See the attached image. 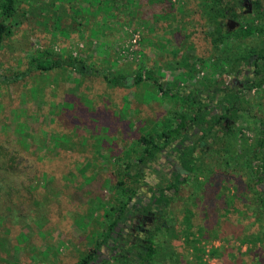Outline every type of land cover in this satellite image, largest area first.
<instances>
[{"label": "rangeland", "instance_id": "obj_1", "mask_svg": "<svg viewBox=\"0 0 264 264\" xmlns=\"http://www.w3.org/2000/svg\"><path fill=\"white\" fill-rule=\"evenodd\" d=\"M201 9L196 0H14L8 14L0 6V20L7 25L0 46V216L11 214L14 200L20 215L15 223L0 218V264H77L86 251L98 246L100 242L95 239L104 226L102 219L108 218L112 204L118 203L113 195L120 197L115 172L123 175L126 164L131 174L148 173L143 182L152 185L153 171L162 170L161 156L147 165L137 162L141 151L138 139L153 128L171 123L169 118L175 111L189 112L190 104L180 96L187 81L200 86L201 98L218 94L205 103H213L214 107L221 103L225 112L230 105L224 97L238 99L237 105L243 109L230 130L240 143L242 139L253 140L259 133L260 120L264 126V85L250 90L240 88L239 81L248 83L242 73L232 83L225 77L236 74L230 60L222 65L231 69L229 73L222 68L212 69L209 60L217 57L211 55L207 39L212 27L205 25ZM239 9L245 7L239 5ZM159 13L164 17H158ZM244 19L247 16L237 18L241 23ZM239 30L226 35L222 29L231 47L258 49L264 45L259 34L245 38ZM70 57L78 58L92 72L82 75L67 66L28 68L30 59L48 62L67 61ZM184 58L194 60L195 74L189 80L174 67ZM260 67L264 68V64ZM140 69L162 77L164 85L176 79L180 94L170 91L168 96H162L153 77L134 84L133 76ZM110 74L124 75V86L108 82L104 76ZM206 80L212 82L210 87L201 86ZM233 131L222 138V143L217 134L213 140L209 138V150L214 154L203 156L201 163L203 173L210 171L217 160L209 157L219 156L222 163L214 175H218L222 190L231 195L236 188H243L242 181L236 179L240 165H224L220 148L225 146V140L233 143ZM7 158L13 160L14 172L7 168ZM45 167H50L54 181L43 176ZM22 185L29 189L38 186L50 202H56L46 206L51 219L41 228L42 234L36 223L43 213L26 217L35 200L29 194L21 195ZM212 187L216 186L207 188V196ZM186 205L177 202L170 213L176 231L171 238L176 240L166 241L163 248L169 260L160 264H193L189 248L179 239L187 224V219L181 220ZM191 211V225L184 227L199 237L207 264H238L239 254L249 246L239 242L244 221L241 215L235 214L231 220L241 223V229H223V235L226 231L230 235L222 239L218 226L224 218L219 216L214 224L222 211L213 212L209 205L191 207ZM249 214L244 217L246 225L255 220L251 211ZM261 216L264 225V213L258 217ZM211 223L215 230H208ZM20 233H25L28 240H18ZM212 249L220 250V255H211Z\"/></svg>", "mask_w": 264, "mask_h": 264}, {"label": "trees", "instance_id": "obj_2", "mask_svg": "<svg viewBox=\"0 0 264 264\" xmlns=\"http://www.w3.org/2000/svg\"><path fill=\"white\" fill-rule=\"evenodd\" d=\"M14 0H4L3 3L0 5L2 7L3 12H7L8 14L11 5ZM153 1V0H148ZM158 2H164L168 1L171 2V0H157ZM198 6H202V15L204 16V23L208 27H212L211 31L208 32V35L211 37H207V39L210 41L212 53L211 55L215 54L217 55L216 59L212 60L210 59V64L212 66L213 70H221L223 62L225 60H230L231 63L233 61V67L236 68V66L241 63L247 62L255 69V77L249 81L243 88L250 90L252 88H260L264 85V79H261L259 77V74L262 72V68L260 67L259 60L262 59L263 54L260 49H254L248 47L242 48L239 45L231 47L228 44L226 35L223 34V19L228 14V11H232L235 9L233 7L238 6V0H196ZM257 5L255 7L256 15L252 16L248 20L245 21V23L241 24L239 33L241 37L246 36H252L253 34H259L262 36L264 33V22L263 17L261 16L264 14V8L262 7V3L260 0H256ZM173 3H171L172 9L174 8ZM233 11V12H234ZM172 13V10L169 11ZM234 14H236L234 12ZM158 17H160L163 14H156ZM166 16V15H165ZM7 25L4 23V21L0 20V46L2 44V41L4 39V34L6 31ZM206 34V33H205ZM207 36V35H206ZM255 54V57L252 56V54ZM232 54V55H231ZM218 55H221V58H218ZM198 59V58H197ZM212 61V62H211ZM194 60H189L188 58L182 59V61L177 62L176 68L181 69L182 75L185 77V79H188L195 74V65ZM28 68L31 70L39 69V70H48L53 67H70L73 70L81 73L82 75L86 73H91L92 70L87 69L82 62L79 61L76 57H70L67 61L61 60V59H55L51 61H37L36 59H30L28 62ZM204 63V60L202 62ZM236 65V66H235ZM231 70V69H230ZM229 69L222 68V71L225 73L230 72ZM88 71V72H87ZM24 75H26V72H24ZM20 75L17 76L19 78ZM125 76L122 74H118L116 76L111 77V74L109 77L106 75L104 76L105 79H107L108 82L110 80L113 82V84H116L117 86H124L125 83ZM153 77V80H152ZM152 80L154 83L158 86V90H161L163 92L162 96H168V92L174 91V93H179V82L174 79V81L167 83V87H163L162 82H158V78L153 76V74L150 71H146L144 69H140L137 71L133 76V82L134 84H138L140 82H144L146 80ZM189 80V79H188ZM210 80H206L201 86H208L210 87L212 82L209 83ZM185 85V84H184ZM182 85V90L185 92H182L180 94L181 99L190 104L189 112H178L175 111L173 113V117L169 118V121L171 123L178 122V124L174 127H172L170 130H165V127L153 128L150 132H146L145 134L141 135L138 139L139 147H141V151L138 152V161H140V164H145L147 161L154 158L157 153L164 150V148L168 145L169 142L176 141L177 138L181 136V131L183 127L190 123H194L197 125H201L200 130L203 131V135L199 139H203L206 136V133H208V130H210L211 127H205V124L212 123V122H218L214 116L216 114H212L209 112V110L206 108V105H208L205 102L201 101V98L196 100L195 97H193L192 94H194V91L196 89L200 90V86L198 84L188 82L184 86ZM188 86L192 87V89H187ZM177 87V89H175ZM165 88V89H164ZM225 88V87H224ZM223 88V89H224ZM228 89V86L227 88ZM190 90V91H189ZM196 92V91H195ZM44 98V97H42ZM91 101V97L88 98ZM225 102H227L230 105L229 110H231V116L237 121L238 117L240 116V110L243 109L239 107L237 104L238 99L235 101H232L230 96L224 97ZM221 103H219V106ZM245 111V110H244ZM194 114V117H193ZM67 118V116H65ZM193 117V118H192ZM260 125L259 133L256 134L253 140L248 141V139H240L241 143L239 142V137L235 135V132L233 130L228 131L229 134L233 131V143L230 140H225V146L221 149V152L223 153V162L226 166H229L230 164H234L235 167L239 166L240 170H237L236 174L238 177L236 179H239L243 183V188H236L233 192L234 194L225 193V191L222 190L220 183L218 184H212L213 189H210L208 196H207V188L208 186H205L206 182L204 181V201L202 204V207L209 205V209L213 212H223V214H218L217 218L214 220V224L218 222L219 216L224 218V221L222 225L219 224L218 229L220 230L219 238H224L230 233L226 231V233L223 235L221 232L223 229H234L237 230V228L241 229V223L234 224L231 220L232 217L235 214H240V220L244 219L242 223L243 233L239 230L238 233H242V237L239 240L241 244H248L246 251H243L239 254L238 258V264H264V246H257L258 243L264 244V225L262 216L259 218V214L264 213V192L259 191V187L257 188V185L264 181V126L263 121H259ZM105 126V125H104ZM106 129V126L104 127ZM107 131H110L109 129H106ZM207 130V131H206ZM55 133V131H53ZM226 132L223 136H216L218 140H221L222 138H225L224 136L227 135ZM176 144H179L182 146V141L178 140ZM229 144V146H228ZM3 151L0 150V160L2 156ZM5 156V155H3ZM6 162H8L10 165L7 166L8 169H10L11 172H14L15 169L13 167V160L10 158L6 159ZM3 165V163H0V166ZM130 166L128 165L124 169L123 175H120L119 172H115V187H118L120 189V197L113 195V200L117 201L118 203L116 205L111 206V212L108 214V218H112L114 222H112L110 225L113 227L116 224V218L117 213L123 214L124 210L128 207H126V204L128 203L131 196L136 194L137 189L140 187L139 182L141 179V174L134 173L133 175L129 173ZM120 171V170H119ZM50 167H45L42 169V174L44 177H46L48 180L54 181L55 177L52 174ZM240 173V174H239ZM126 181L128 183H126ZM228 189V187H227ZM21 195L24 196L26 194L31 195V198L34 197L35 204L33 207L29 208L26 213V217L32 216L36 217V215H39V213H43V218L41 221L36 223L38 224V233L42 234L41 228L45 225L46 221L51 219L49 216V213L46 211L49 208L46 207L47 205H56V202H50L49 199L44 195V191L40 189V187L36 186L34 189H29L27 186L22 185ZM12 191V189H11ZM12 192L9 193L10 196H12ZM160 194H162L160 192ZM116 195V194H115ZM123 197V199H122ZM156 198L157 201H159V198H157V195L154 194L153 198ZM239 203H238V202ZM243 206V207H242ZM45 207V208H44ZM250 208V209H249ZM261 210V211H260ZM251 211V216H255L254 222H258V225H255L254 222L250 221L245 222V218L250 216L249 212ZM25 212V211H24ZM207 211L204 212V215H206ZM248 213V215H247ZM28 214V215H27ZM46 214V215H45ZM242 214H244L242 216ZM214 215V213H212ZM215 216V215H214ZM237 219V216H235ZM0 218H5L6 221L12 220L10 222L15 223L18 222L20 215L17 214V208L15 200L12 204V212L6 213ZM33 218V219H34ZM234 218V217H233ZM246 218V219H247ZM88 221V219H86ZM91 221V219H89ZM83 222V221H82ZM214 224L211 223V225L208 227V230H215ZM109 225V226H110ZM109 226L106 228V231L103 233V237H109L111 234L109 230ZM161 227L160 229L163 231ZM250 231V232H249ZM94 231L90 232L91 235ZM192 235L186 234V246L187 250H190L188 253L192 258L193 264H207V262L203 258V254L205 252L204 246H201L200 244L196 243V240L190 239L192 236H195V234L191 233ZM262 236V237H261ZM18 240L25 241L28 240V237L25 233H20L17 236ZM96 242V241H95ZM198 242V241H197ZM200 243V242H199ZM190 246V247H189ZM148 250L145 252L146 258L149 259L150 263L153 260L152 256H155L156 264H160L167 259L169 260V256L167 257V252L164 249L165 243L161 240H158L157 242H150L149 245H147ZM164 247V248H163ZM220 250L218 249H212L210 251L211 255H220ZM88 253V252H87ZM86 253L84 257L80 258V261L77 264H94L93 260L95 257H93L92 253L89 255ZM89 257H88V256Z\"/></svg>", "mask_w": 264, "mask_h": 264}, {"label": "flooded vegetation", "instance_id": "obj_3", "mask_svg": "<svg viewBox=\"0 0 264 264\" xmlns=\"http://www.w3.org/2000/svg\"><path fill=\"white\" fill-rule=\"evenodd\" d=\"M260 2L264 8V0H260ZM239 5L245 7V9L240 11ZM256 5V0H238V6L233 7L235 11H228V14L222 21L223 29L225 28L226 30V35L240 29L242 23L240 20H237V18H245V16H247V19H244L245 22L252 16H255L256 13L254 12ZM233 11L236 14H234ZM249 37L250 36H246L245 38ZM261 37L264 39V33ZM250 48L251 47L248 49ZM258 49L262 51V54L264 53V45ZM252 56L255 57V54L253 53ZM258 62L264 64V54L262 59ZM235 72L236 74L230 76L225 75L232 83L237 81L236 75L241 73L244 75L246 82L251 81L255 77V69L247 62L241 63L240 65L238 64ZM259 77L264 79V68H262ZM161 79L162 77H158V82H161ZM165 83L167 85V82ZM238 83L240 88L245 86L244 81H239ZM162 85L163 87H167L163 83ZM159 91L161 92V90ZM195 91L192 95L198 100L203 95H201L202 92H199L198 89ZM236 91H240V89ZM161 93L163 94V92ZM216 96H218V94H213L212 96L205 95L204 98H201V101L205 102L208 101L209 98ZM214 105L213 103L210 105L211 107L206 105V108L212 114L217 113L214 117L218 122L205 124L206 128H211L203 139H199L204 134L203 131L200 130L201 125L190 123L183 127L181 136L177 138L176 141L169 142L163 151L154 156V159L158 156L162 157V170L158 169L153 171L155 173V175H152L154 184L151 185L149 181L143 182L144 176H147L148 173L137 172L141 174V176L143 174V176L140 179V187L137 189L136 194L131 196L126 204L128 209L126 208L123 214L117 213L116 224L113 227L110 225L114 222L112 218H103L102 224H104V226H101L98 231L100 237L97 236L95 239V241L100 242L99 245L96 246L95 244L94 247H91L85 252V255L87 252L88 255L92 253L93 257H95L93 260L94 264H156L155 256H152L153 260L151 263L145 256V252L148 250L147 245H149L150 242H157L158 240L164 243L169 240H176L174 237L171 238L176 231L173 226L174 219L170 216V213L177 202L187 204L183 207L181 220L187 219V224L184 223V226L191 225L189 222L192 215L191 207L197 209L202 207V202L204 201V188L205 186L211 187L212 184L217 183L218 175H214V173L222 163L220 162L219 156L209 157L215 158L217 161L212 162L213 165L211 164L210 171L203 173L201 164L203 156H212V154H214L213 150H209L212 147L211 139L209 138L212 137L213 140V135L215 134L218 136H223L225 132L227 134L231 125L236 123L233 117L231 118V110L225 112L221 105L219 106V104H217L219 107H214ZM177 124L178 122H175L173 125L169 123L165 126V130L167 129L168 131ZM178 140L182 141V146L179 144L175 145ZM210 151L212 152L209 153ZM222 154L221 152L220 156L223 157ZM152 159L147 161L145 165L152 161ZM137 162L140 163L138 159ZM125 167L126 164L124 165V168ZM203 181H205L207 185L204 186ZM259 184L257 188L259 187V191L264 192V181ZM211 189H213V187ZM160 192L162 194H160ZM154 194L157 195V198L160 197L159 201H157L155 197L153 198ZM189 209L190 212L187 213L186 210ZM108 226L111 234L109 237L104 238L103 233ZM184 226V234L182 236L179 235V239L182 240L181 243L185 247L186 234L192 235V231ZM161 227H163V231L160 229ZM194 233L198 234L197 232ZM190 239H194L197 244H200L199 237L192 236Z\"/></svg>", "mask_w": 264, "mask_h": 264}, {"label": "water", "instance_id": "obj_4", "mask_svg": "<svg viewBox=\"0 0 264 264\" xmlns=\"http://www.w3.org/2000/svg\"><path fill=\"white\" fill-rule=\"evenodd\" d=\"M262 185V184H261Z\"/></svg>", "mask_w": 264, "mask_h": 264}]
</instances>
